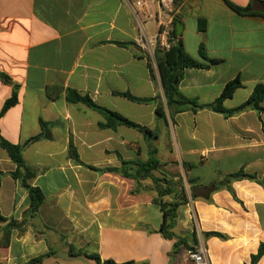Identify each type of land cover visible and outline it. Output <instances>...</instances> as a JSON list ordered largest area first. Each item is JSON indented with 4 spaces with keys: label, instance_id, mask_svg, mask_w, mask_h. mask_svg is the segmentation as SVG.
<instances>
[{
    "label": "crops",
    "instance_id": "0c3cea01",
    "mask_svg": "<svg viewBox=\"0 0 264 264\" xmlns=\"http://www.w3.org/2000/svg\"><path fill=\"white\" fill-rule=\"evenodd\" d=\"M137 0H0V112L17 92L18 102L0 118V136L25 145L49 124L51 138L25 146L23 159L44 201L30 213L28 191L10 175L16 166L0 151V264H89L91 256L116 264H194L175 241L159 233L163 222L149 180L136 182L103 172L122 162H146L149 145L161 163H176L189 202L178 210L177 235L197 233L212 264H250L264 244V186L249 180L193 199L192 187L208 186L243 170L264 181V112L247 109L226 117L209 109L170 117L156 62L137 42L130 5ZM264 15V0H227ZM178 36L192 59L208 64L185 69L179 92L201 105L239 78L224 107L245 103L264 83V18L233 11L225 0H180ZM146 31H157L146 22ZM124 44V45H122ZM151 68L152 71L151 72ZM147 127L152 134L120 124L102 127V113L70 94ZM156 102L138 103L120 94ZM166 120L156 114L158 104ZM264 107V102L261 105ZM173 109V112H175ZM1 149V148H0ZM74 150L78 156L72 155ZM10 221L18 226L8 230ZM218 232L226 239L204 238ZM191 245V248H195ZM89 262V263H88ZM97 264V262H96ZM257 264H264V256Z\"/></svg>",
    "mask_w": 264,
    "mask_h": 264
},
{
    "label": "trees",
    "instance_id": "16d2710c",
    "mask_svg": "<svg viewBox=\"0 0 264 264\" xmlns=\"http://www.w3.org/2000/svg\"><path fill=\"white\" fill-rule=\"evenodd\" d=\"M225 3L238 14L264 18L263 14L254 13L249 7L242 8L234 5L227 0H225ZM174 33L178 35L177 27ZM200 55L202 59L208 64L200 63L187 55L184 51L183 44L180 38L177 44H175V46L172 47L170 51L166 53L157 51L155 54V62L159 71L160 81L167 100V106L171 119H173V114L182 113L187 110L196 113L197 111L202 109H209L226 117L240 114L247 109L264 112V107L261 106L264 102V83L259 84L254 88L251 96L245 103L233 109H227L224 107V102L228 99H231L236 90L242 87V82L239 78L228 82L223 88L220 96L212 104L201 105L196 100H190L184 97L179 92L178 85H175V80L178 78L179 81V79L182 77L183 71L185 69L209 68L210 65H214L217 63L216 60L208 58L202 47L200 48ZM151 72H153L152 68ZM0 77L6 81H9L8 77L5 75L0 74ZM120 95L138 103H150L157 101V98H136L129 93H123ZM70 99L73 101L83 102L87 106L102 113L106 119V123L103 124L102 127L113 129L117 125L123 124L128 127L135 128L142 133L152 134V132L147 127L136 124L124 118L117 112L109 111L98 106L88 97H80L76 94L71 93ZM17 102V92L14 91L12 97L5 102L0 112V118L3 117L10 108L15 106ZM173 109H176L174 110L175 112H173ZM156 114L159 119L166 120L165 110L160 103L156 107ZM41 125L42 134L30 139L25 145H13L0 136V148L7 153L11 162L16 166L15 171L11 172L10 175L13 179H18L22 186L28 191L30 213L33 217L38 213L40 206L44 201V196L39 188L32 187L28 183V181L33 177V173L24 162L22 155L25 146H27L28 144L43 138H51V134L48 128L49 124L42 122ZM71 151L72 155L76 159H78L75 151L73 149ZM149 154L150 158L146 162H122L120 168H107L104 169L103 172L121 174L123 177L133 179L138 183L144 180H149L151 182L153 191L155 192L153 203L160 208L163 214V222L161 224L159 233L164 239L175 241L173 250L170 253V257L172 259H175L182 251L188 252L189 250H191V245L197 246L199 244L197 233L195 231L185 232L182 235H177L174 231L178 219V210L181 206L186 205L189 200L185 192L183 177L179 168L177 167V164L161 163L156 157L157 149L151 143L149 145ZM2 175L3 173L0 172V187L2 183ZM240 180H249L264 186V181L260 180L256 175H250L241 170L237 173L227 175L221 181L213 183L211 185L192 187V197L193 199L203 198L207 200L209 194H212V192L227 190L236 198V194L232 188V183ZM6 222H8V219L5 218L0 211V224ZM17 226L18 223H16L15 221H10L7 229L11 230ZM203 236L206 239L212 237H217L220 239L227 238L225 235L218 232L203 233ZM262 256H264V244L260 246L258 253L252 256L250 264H257ZM44 258V256L38 257L30 261L29 264H40L43 262ZM90 258L96 260L97 264H101L99 257L91 256ZM103 264L116 263H114L113 261H104ZM123 264H135V262L131 261Z\"/></svg>",
    "mask_w": 264,
    "mask_h": 264
},
{
    "label": "built area",
    "instance_id": "2783aa9c",
    "mask_svg": "<svg viewBox=\"0 0 264 264\" xmlns=\"http://www.w3.org/2000/svg\"><path fill=\"white\" fill-rule=\"evenodd\" d=\"M179 2L180 0H137L130 5L138 28L136 42L154 61L157 51L166 53L179 41V36L174 33L176 23L181 18ZM150 20L157 29L153 34L146 31V22ZM187 255L194 264H212L207 250L202 246L189 250Z\"/></svg>",
    "mask_w": 264,
    "mask_h": 264
},
{
    "label": "rangeland",
    "instance_id": "374dc122",
    "mask_svg": "<svg viewBox=\"0 0 264 264\" xmlns=\"http://www.w3.org/2000/svg\"><path fill=\"white\" fill-rule=\"evenodd\" d=\"M1 152L6 153L4 150L0 149ZM197 247V246H196ZM89 263V262H88ZM89 264H96L95 261L91 260Z\"/></svg>",
    "mask_w": 264,
    "mask_h": 264
},
{
    "label": "water",
    "instance_id": "95a60500",
    "mask_svg": "<svg viewBox=\"0 0 264 264\" xmlns=\"http://www.w3.org/2000/svg\"><path fill=\"white\" fill-rule=\"evenodd\" d=\"M178 31H180V26H178ZM178 83V78L175 80V85Z\"/></svg>",
    "mask_w": 264,
    "mask_h": 264
}]
</instances>
